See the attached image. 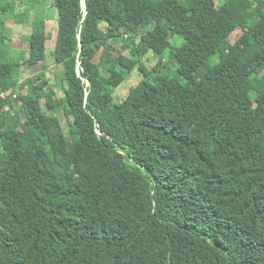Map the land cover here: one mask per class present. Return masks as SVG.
<instances>
[{
  "label": "trees",
  "instance_id": "1",
  "mask_svg": "<svg viewBox=\"0 0 264 264\" xmlns=\"http://www.w3.org/2000/svg\"><path fill=\"white\" fill-rule=\"evenodd\" d=\"M31 1L0 0V264H264V0H54L56 86L22 83ZM175 36L176 75L147 70Z\"/></svg>",
  "mask_w": 264,
  "mask_h": 264
},
{
  "label": "rangeland",
  "instance_id": "2",
  "mask_svg": "<svg viewBox=\"0 0 264 264\" xmlns=\"http://www.w3.org/2000/svg\"><path fill=\"white\" fill-rule=\"evenodd\" d=\"M12 4L16 5L18 8V13L23 14L24 12L27 11V22L30 21L31 16L33 15V5L31 4V0L27 2V0H10ZM27 2V4L25 3ZM47 2V8H49V20H48V25H47V33H48V38L46 42V48H47V60L44 64H40L34 67H30L29 65H25L24 68L22 69V83H29V81L35 79L37 76L40 74H45V78L50 82V84L56 86L58 77L60 74V71L62 70L61 67L57 66L55 61H54V51H55V46H56V39H57V31H58V13L55 7L53 6L54 0H46ZM30 3V4H29ZM28 7H27V6ZM7 27L10 31L11 35V40H12V54L14 56H19L20 53L24 52L26 53V56H28V50H29V34H30V29L26 25H18L14 21H9L7 23ZM104 28V26H103ZM235 39L232 38L231 42H234ZM172 42V48L163 56L159 55H149L144 59V64L147 67V70L149 69L152 71L156 65L162 60V64L164 66L163 69H165L166 73H169L172 77L176 75V67L174 62H171V59L169 58V54L171 53L172 50H174L176 47H180L183 43L184 40L179 37L175 36L171 39ZM126 55H128V52H125ZM166 67V68H165ZM203 72V71H202ZM262 75L257 76L258 78H261ZM257 77L255 79H257ZM29 78H31L29 80ZM144 79L143 75L140 72L139 66L133 71V73L119 86L114 90L113 93V102L114 104H118L122 102L127 95L130 93V91L135 88L142 80ZM184 81V80H182ZM31 85V84H29ZM31 88V86H30ZM246 90L250 89V85L245 86ZM28 91L30 89L28 88ZM22 94V92L20 91ZM19 92H16V95H20ZM25 93V92H24ZM57 94L61 95V93L56 91ZM253 96H256L257 93L255 91H252ZM8 94L6 95V97ZM15 98V96H14ZM42 105L44 109L46 108V101H42ZM62 120L63 127L66 132H68V122L63 115V113L58 114Z\"/></svg>",
  "mask_w": 264,
  "mask_h": 264
},
{
  "label": "built area",
  "instance_id": "3",
  "mask_svg": "<svg viewBox=\"0 0 264 264\" xmlns=\"http://www.w3.org/2000/svg\"><path fill=\"white\" fill-rule=\"evenodd\" d=\"M7 94L9 95L10 93H4V94L2 95V97H3V98H6V95H7ZM15 97H16V96H15Z\"/></svg>",
  "mask_w": 264,
  "mask_h": 264
},
{
  "label": "crops",
  "instance_id": "4",
  "mask_svg": "<svg viewBox=\"0 0 264 264\" xmlns=\"http://www.w3.org/2000/svg\"><path fill=\"white\" fill-rule=\"evenodd\" d=\"M49 10V8H47Z\"/></svg>",
  "mask_w": 264,
  "mask_h": 264
},
{
  "label": "clouds",
  "instance_id": "5",
  "mask_svg": "<svg viewBox=\"0 0 264 264\" xmlns=\"http://www.w3.org/2000/svg\"><path fill=\"white\" fill-rule=\"evenodd\" d=\"M10 93V92H9Z\"/></svg>",
  "mask_w": 264,
  "mask_h": 264
}]
</instances>
